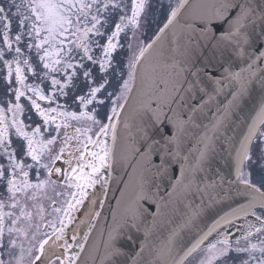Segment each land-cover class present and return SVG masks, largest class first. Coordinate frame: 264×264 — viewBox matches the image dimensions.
<instances>
[{"label":"snow or ice","instance_id":"6c2138e0","mask_svg":"<svg viewBox=\"0 0 264 264\" xmlns=\"http://www.w3.org/2000/svg\"><path fill=\"white\" fill-rule=\"evenodd\" d=\"M0 264H264V0H0Z\"/></svg>","mask_w":264,"mask_h":264},{"label":"water","instance_id":"95a60500","mask_svg":"<svg viewBox=\"0 0 264 264\" xmlns=\"http://www.w3.org/2000/svg\"><path fill=\"white\" fill-rule=\"evenodd\" d=\"M229 165H230V160H229L227 154L223 153L220 156H217L216 161L214 162L213 168L215 169V167L218 166L221 169V171L223 172V174L227 175L230 172ZM114 203H115V201H113V204ZM241 223H243V221L237 222L238 225ZM223 231H228L231 235V234H235L237 232V228L233 227L230 230L229 229H223ZM213 238H215V234H214ZM92 239H93V242H98V240H99L98 232L93 233Z\"/></svg>","mask_w":264,"mask_h":264}]
</instances>
